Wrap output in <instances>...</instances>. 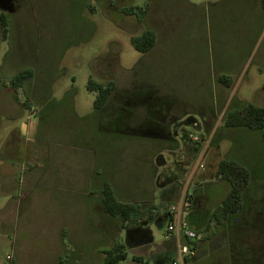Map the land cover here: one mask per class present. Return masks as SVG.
Returning <instances> with one entry per match:
<instances>
[{
	"label": "rangeland",
	"instance_id": "374dc122",
	"mask_svg": "<svg viewBox=\"0 0 264 264\" xmlns=\"http://www.w3.org/2000/svg\"><path fill=\"white\" fill-rule=\"evenodd\" d=\"M146 4L142 22L120 13L122 7L143 8ZM14 5V12L6 14L8 33L3 35L0 30V75L8 78L30 68L34 76L17 94L0 87V264H75L74 254L64 255L61 224L67 216L71 218L64 193H56L59 202L53 208L40 203V210L17 221L14 203L19 197L22 174L16 162L19 154H27L26 170L35 165L46 169L49 161L42 162L40 153L47 159L65 155L64 178L66 182L71 180L80 193L86 190L82 185L86 164V184L91 180L98 184L95 175L88 177L89 168L92 163L97 166L95 161L101 155L108 158L114 154L115 166L105 173V179L119 200L143 205L153 200L166 212L177 207L179 195L169 204L159 200L157 191L162 183L156 186L155 176L175 174V163L191 157L183 151L162 150L166 144L147 140L155 132L149 131L153 121L143 111L137 112L132 129H121L119 138L98 136L95 126L99 120L92 106L94 93L86 88L89 79L98 83L113 80L119 90L138 84L142 95L156 94L155 102L170 106L169 118H177L176 129L171 128L170 133L179 150L183 145L194 146L191 137L210 138L203 168L189 184L185 220L190 212L196 218L218 215V206L227 192L226 182L216 175L221 159L238 163L252 173L243 211L238 215L243 225L232 220L228 227L236 251L235 264H248L247 257L262 256L264 246L251 249L247 242L254 228L250 226L260 223L252 218L264 216V137L259 131L228 127L223 119L225 112L238 104L233 101L264 106V12L256 2L16 0ZM146 29L155 32L156 44L143 54L133 49L130 38ZM221 75L229 79L228 88L217 82ZM141 84L153 86L154 90L144 91ZM23 102L26 107L21 105ZM152 112L149 114L155 115ZM195 156L180 174L179 194ZM78 193L72 194L73 202L80 203ZM75 217L76 224H81V208ZM104 221L105 250L115 242L124 246V235L114 240L119 219L105 215ZM147 227L155 243L169 241L165 229L154 223Z\"/></svg>",
	"mask_w": 264,
	"mask_h": 264
},
{
	"label": "trees",
	"instance_id": "16d2710c",
	"mask_svg": "<svg viewBox=\"0 0 264 264\" xmlns=\"http://www.w3.org/2000/svg\"><path fill=\"white\" fill-rule=\"evenodd\" d=\"M261 7L264 11V0H262L261 2ZM147 9L148 5H145L143 8L128 5L122 8L120 10V13L124 16L134 17L138 22H142V20L146 16ZM0 30L3 35L8 33L9 31V22L7 20V15L1 12ZM130 44L134 50L143 54H147L154 48L156 44V35L153 31L146 29L139 36L131 37ZM33 76V70L30 68L18 70L8 78H4L0 75V87L8 88L12 90L14 94H17L19 90H24L25 84L30 79H32ZM217 82L227 88L230 85L229 79L223 75L217 77ZM141 86L145 87L144 91L154 90L153 86H148L145 84H141ZM137 87L138 84H133L130 89L119 90L113 80H108L105 83H98L93 81L92 79H89L87 81V90L91 93H94V101L92 106L94 111L98 115L97 121L99 120V122L97 126H95L96 131L97 128L99 129V131L96 132L98 136H100V134H110L113 139L115 136L119 138V136H121V129L128 131L133 128L137 119V112L139 111H143L144 114L146 113V118L152 119L153 122L151 124V127L162 126L163 123L161 122V118L168 117V111L170 106L163 107L162 104L159 105L158 101L155 102V100L157 99L155 97L156 94L150 93L146 96L142 95L138 91ZM262 91L264 93V83L262 84ZM141 98L144 99L141 100ZM133 99H139L141 101V103L135 108L127 106L126 103L131 102ZM233 102L238 104L233 108L228 109L223 116V119H225L226 126L234 128H245L247 130L252 131H259L264 137V106H257L251 103H244L238 101ZM21 105L23 107H26L27 103L23 102ZM148 108H150L155 115L149 114L151 111ZM104 117L105 121H103ZM154 135V138H148L147 140H150L153 144L158 142L160 143V145L166 144L164 149L162 150H168L169 152H175L176 150L183 151L185 153V156L188 155L191 157V159H193L194 154L198 150V142H194V146L183 145L181 150H179V144L174 138H172V136H170L169 139H164L157 134ZM204 138L205 136L201 137L200 140H204ZM213 144L214 143H211L210 145L213 146ZM185 156L183 155V157ZM190 160L184 161V159H181L180 161H177L175 163L174 171L176 174V178L171 180V182H168L167 188V191L170 193L171 196H173V201H175L179 195L178 191L181 179L180 174L182 175V173L185 172V166L189 164ZM178 169H180V171ZM175 174L170 173V175L172 176H175ZM161 175L164 176L166 174L162 173L160 174V176ZM216 175L218 176V178L226 182L227 192L225 196L221 199L220 205L218 206V215H211L210 219L215 224H217V222H220L223 219L229 222L232 220L234 222H237L240 220V217L238 216L239 212L243 211L242 208L245 191L249 186L253 175L244 166L228 159H221L218 162L216 167ZM158 176H155L156 180H159ZM101 203L104 213L107 216L117 217L119 219V229L121 230L128 229L132 226L147 227L149 224L153 223V221L157 218L158 210L160 207L159 205L155 206L151 202L148 206H144L138 202L130 203L119 200L110 182H108L107 180H104L102 183ZM261 207L264 208V205ZM246 210L247 207L245 208V211ZM165 214L167 215V213ZM250 214L252 213L250 212ZM255 215L256 213H254L253 217ZM143 216H146L145 220L143 219ZM190 217L194 218V212H190L187 215V222ZM252 219L259 220L260 223H251L253 225L250 227L254 228H252L251 230L252 233H250L249 241L247 243L249 244L248 246L252 247L251 249H257L259 245L264 246V216L263 214H260V216L259 214H257V216ZM261 224L262 226H260ZM239 225H243V223L239 221ZM257 225L259 227H257ZM238 228L241 231H245V229L242 227ZM256 233L258 235H256ZM195 234L198 239L200 233L195 232ZM238 236L241 240L240 235ZM255 236H257V238ZM190 245L193 248L195 246L194 242L190 243ZM123 250L124 246L115 242L110 248L104 251L103 264H119L120 262L126 260L127 256L123 253ZM254 251L257 253L258 250ZM261 257H264V254ZM187 262L188 260L186 258L185 263L187 264Z\"/></svg>",
	"mask_w": 264,
	"mask_h": 264
},
{
	"label": "crops",
	"instance_id": "0c3cea01",
	"mask_svg": "<svg viewBox=\"0 0 264 264\" xmlns=\"http://www.w3.org/2000/svg\"><path fill=\"white\" fill-rule=\"evenodd\" d=\"M254 1L256 2V6L263 11L261 7L262 0ZM193 6L196 7V5ZM98 131L99 129L97 128L96 132ZM90 141L91 140L89 139L85 145L89 144ZM63 145L66 146V143H63ZM26 155V153L19 154L16 159V162L22 168V174L19 175L18 181L19 197L14 203L17 221L23 216L27 215L29 217L35 209L40 210V208H42L40 203L53 208L54 204L59 202L56 198V193H64L63 201L70 205V208H68V210L66 208V210L71 214V218L68 220L67 216L66 219L63 220V224H61L63 226V242L65 243L64 255L67 254V256L70 255V257H73L74 254L75 264H79V262L80 264H103L105 251L104 220L106 214L104 213L101 203V191L103 181L107 180L105 179V173L112 170L115 166L113 163L115 161L114 154H111L108 158H104L103 155H101L100 158L98 157L95 162L99 169L94 170V167L97 166L93 163L89 168L88 177L92 178V176L95 175L96 178H99L98 184H93L92 180L88 185L86 184L85 177L88 169V165L86 164V171L83 173L84 179L82 184L86 188L84 193H80V189V191H77V187H73V184L70 182L71 180L66 182L64 178L66 172L65 155H60L61 157L59 156L58 158L57 156H53V158L47 159L45 156L46 154L40 153L39 157H41L42 162L49 161V164L48 162L45 164L46 169L43 170L37 168L36 165L33 169L26 170L24 167L25 161L28 160ZM59 176H63V178L59 179ZM158 177L159 180L156 181V186L158 182L163 183L165 181L163 175H159ZM45 179L47 180V183ZM107 181L110 182L109 180ZM167 188L168 182H164L160 185L157 191L158 195L160 194L159 200L164 205L173 202V196L170 195ZM157 192H154V196ZM73 193L79 194L80 203L79 200L73 202ZM82 195L84 197H82ZM151 202L156 205L155 201L152 200ZM149 204L150 201H147L144 206H148ZM79 208L82 209L83 217L81 219V224H76L75 215ZM165 213L166 211H164V207L160 206L158 216L153 221L159 229H165L167 223ZM115 218L118 220L117 217ZM50 219L51 221H54L52 218ZM143 219L145 220L146 216H143ZM185 221L192 231L200 233L198 239L194 242L195 246L191 256H188L187 258V264H235L234 256L236 251L233 249L234 246L231 240L232 234L228 227L230 225L229 221L223 219L215 224L211 221L210 217H199L198 215L197 218L194 216V218L190 217L188 222L187 220ZM77 227L78 232L75 233ZM115 231L116 236L114 240L121 239L123 235L125 238L123 253L126 254L127 258L119 264H170L174 258L175 239L172 235H170L169 241L159 244L154 242L151 231L145 226H132L124 230H121L118 227ZM77 239L78 244L76 243ZM73 242H75V245L77 246L73 245ZM182 243H185L184 239L182 240ZM247 258L248 264H264V257H261L258 254L252 258L250 257L251 259L249 257ZM65 263L67 262L65 261Z\"/></svg>",
	"mask_w": 264,
	"mask_h": 264
},
{
	"label": "built area",
	"instance_id": "2783aa9c",
	"mask_svg": "<svg viewBox=\"0 0 264 264\" xmlns=\"http://www.w3.org/2000/svg\"><path fill=\"white\" fill-rule=\"evenodd\" d=\"M193 142H198V150L196 151V156L193 161V164L187 170L183 182H181V191L178 198L177 207H171L167 213V223L165 225L166 234L172 235L175 239V255L170 264H186L185 260L188 256H191L193 247L190 243L196 241L197 237L194 231H192L186 221H185V210L189 206V196L190 192L188 191L190 181L193 179L194 175L198 170L203 168L202 162L206 154V146H208L209 139L207 138L204 141L198 140L195 137L190 138ZM204 145V146H203ZM185 240V243H182V240ZM188 244V245H186ZM6 259L9 260L10 257L6 256Z\"/></svg>",
	"mask_w": 264,
	"mask_h": 264
},
{
	"label": "flooded vegetation",
	"instance_id": "af4514ba",
	"mask_svg": "<svg viewBox=\"0 0 264 264\" xmlns=\"http://www.w3.org/2000/svg\"><path fill=\"white\" fill-rule=\"evenodd\" d=\"M15 3H16V0H12L13 10L15 8V5H14ZM126 103H127V106H129L131 108H135L141 103V101L139 99L138 100L133 99L131 102H126ZM169 114H170V112H169ZM175 120H177V118L175 116H172V117L170 116V118H169V115H168V117H166V118H161V122L163 123L162 126L151 127V128H149V130L154 131L155 134L159 135L160 137H162L164 139H169L171 136L170 129L171 128L173 130L176 129L177 121H175ZM173 170H174V168H173ZM175 178H176V176H172L170 174L164 175V177H163V179L165 180L164 182H171V180H173Z\"/></svg>",
	"mask_w": 264,
	"mask_h": 264
},
{
	"label": "water",
	"instance_id": "95a60500",
	"mask_svg": "<svg viewBox=\"0 0 264 264\" xmlns=\"http://www.w3.org/2000/svg\"><path fill=\"white\" fill-rule=\"evenodd\" d=\"M0 12L4 14H12V0H0Z\"/></svg>",
	"mask_w": 264,
	"mask_h": 264
}]
</instances>
